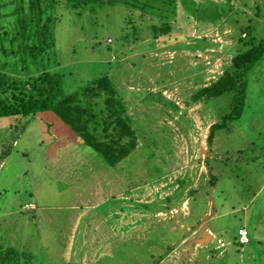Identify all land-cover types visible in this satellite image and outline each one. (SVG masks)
<instances>
[{
    "label": "rangeland",
    "instance_id": "1",
    "mask_svg": "<svg viewBox=\"0 0 264 264\" xmlns=\"http://www.w3.org/2000/svg\"><path fill=\"white\" fill-rule=\"evenodd\" d=\"M181 1L156 45L149 16L137 36L124 7H57L49 66L68 93L109 76L138 148L112 168L52 112L24 132L0 118V249L26 251L25 264H264V57L211 146L229 98L192 99L246 50L240 37L264 39V0H212L226 14L217 24L193 14L203 0ZM177 38L211 48L170 50ZM241 227L253 241L238 250Z\"/></svg>",
    "mask_w": 264,
    "mask_h": 264
},
{
    "label": "trees",
    "instance_id": "2",
    "mask_svg": "<svg viewBox=\"0 0 264 264\" xmlns=\"http://www.w3.org/2000/svg\"><path fill=\"white\" fill-rule=\"evenodd\" d=\"M178 1L186 5L185 1ZM219 3L203 0L195 6L193 14L200 22L211 20L214 21L212 24H217L226 16L218 9ZM59 5L76 11L104 6L124 7L128 25L136 23L133 31L137 36L139 26L143 25L141 22L144 23V17L149 16V20L153 21L152 41L156 45L160 40L171 38L169 22L177 15L176 0H0V118L22 123L20 130L24 132L33 120L43 113L52 112L78 136L84 146L98 154L107 166L116 168L137 151L140 132L133 127L132 119L126 113L124 95H120L109 76L99 77L69 93L64 91L63 75L49 66L54 63L50 54L56 43L58 17L55 11ZM190 5H187L188 9ZM134 10L139 12L138 16ZM257 11L260 12L259 7ZM249 34L248 41L239 38L246 50L238 51L232 58L231 66L192 98L195 102L229 98L231 111L219 123L210 126L207 137L210 146L216 132L224 128L229 120L240 116L247 95L246 75L264 57V39L258 44L253 33ZM175 41L179 43L170 50L202 52L211 48L199 39H196L197 45L192 41L187 45L186 40L178 38ZM159 100L169 104L164 99ZM174 109L179 111L175 106ZM4 157L1 156L0 160ZM235 244L240 250L242 244L238 231ZM25 255L26 251L11 247L0 249V264H25Z\"/></svg>",
    "mask_w": 264,
    "mask_h": 264
},
{
    "label": "built area",
    "instance_id": "3",
    "mask_svg": "<svg viewBox=\"0 0 264 264\" xmlns=\"http://www.w3.org/2000/svg\"><path fill=\"white\" fill-rule=\"evenodd\" d=\"M238 238H239V242L242 245H247L250 243V238H249L248 232L244 228H241L238 230Z\"/></svg>",
    "mask_w": 264,
    "mask_h": 264
},
{
    "label": "crops",
    "instance_id": "4",
    "mask_svg": "<svg viewBox=\"0 0 264 264\" xmlns=\"http://www.w3.org/2000/svg\"><path fill=\"white\" fill-rule=\"evenodd\" d=\"M6 118H4V120H5ZM43 143H45V142H43ZM71 176H75V174L74 175H71ZM32 203L31 204H29L30 206L31 205H33V206H35L36 207V204L33 202V201H31ZM102 204V202H99V203H97L94 207H89V208H91L90 210H97V208L100 206ZM99 221L97 220L96 221V223H98ZM207 228V227H206ZM241 228H244V229H246L247 231H248V229L246 228V227H241ZM249 232V231H248ZM249 235H250V233H249ZM212 236V235H211ZM252 241H253V238L250 236V243L248 244V245H251V243H252ZM241 247V249L243 250L244 249V247H245V245H241L240 246Z\"/></svg>",
    "mask_w": 264,
    "mask_h": 264
}]
</instances>
